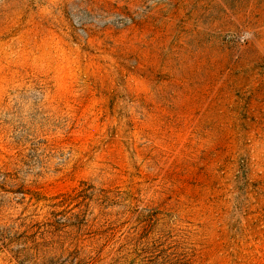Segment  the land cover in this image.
Masks as SVG:
<instances>
[{
    "label": "rangeland",
    "instance_id": "374dc122",
    "mask_svg": "<svg viewBox=\"0 0 264 264\" xmlns=\"http://www.w3.org/2000/svg\"><path fill=\"white\" fill-rule=\"evenodd\" d=\"M0 264H264V0H0Z\"/></svg>",
    "mask_w": 264,
    "mask_h": 264
}]
</instances>
